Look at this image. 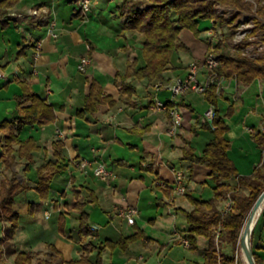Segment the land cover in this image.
Wrapping results in <instances>:
<instances>
[{
    "label": "crops",
    "instance_id": "1",
    "mask_svg": "<svg viewBox=\"0 0 264 264\" xmlns=\"http://www.w3.org/2000/svg\"><path fill=\"white\" fill-rule=\"evenodd\" d=\"M121 3L90 0L87 11L74 0H18L0 7V68L5 73L0 79V121L19 116L16 96L22 82L46 98L55 112L52 122L26 125L19 131V140L33 138L37 149L30 159L16 152L8 167L3 162L0 131V193L11 177L28 186L12 203L18 227L13 231L9 221H0V264H14L20 251L48 256L54 264L83 255L88 260L84 264H95L98 253L102 264H194L184 255L186 249L191 255L200 252L203 260V237L197 238V243L203 238V248L197 245L194 250L175 239L176 234L185 236L184 211L192 205L187 194L174 192L172 181L173 171L179 170L186 193L203 199L212 196L208 168L183 158L184 149L192 147L200 154L210 140L212 135L204 125L211 122L204 118L210 105L228 126L224 137L239 174L249 176L264 167V144L259 142L264 134V79L248 84L235 78L215 79V105L206 93L189 91L170 98L167 90L155 88L157 82L184 76L190 62L203 59L212 25L199 36L182 29L180 37L187 49L172 56L163 79L148 82L130 77L135 92L121 96L116 74L124 73L133 59L139 66L144 64L143 35L123 30ZM51 23L55 37L49 33ZM83 55L90 62L85 71H79ZM203 78L204 72L199 73V79ZM94 82L114 103L98 104L93 112L80 111ZM155 97L177 103L182 122L175 135L165 131L170 115L150 108ZM56 141L63 143L59 155ZM81 159L90 162L84 170L77 165ZM47 160L58 161L64 169L51 178L48 197L42 199L35 189L36 173ZM98 161L111 172L108 181L94 175ZM79 207L88 213L92 228L83 240L85 248L77 235ZM127 207L137 209L133 224L119 214ZM136 233V238L122 245H103ZM260 238L259 234L255 244L264 257Z\"/></svg>",
    "mask_w": 264,
    "mask_h": 264
},
{
    "label": "trees",
    "instance_id": "2",
    "mask_svg": "<svg viewBox=\"0 0 264 264\" xmlns=\"http://www.w3.org/2000/svg\"><path fill=\"white\" fill-rule=\"evenodd\" d=\"M18 0H0V7H10ZM143 7L131 6L125 15V8L121 7V15H125L123 30H134L143 35L141 46V57L143 65H137V60L129 62L124 73H117L115 83L119 86L121 96L131 95L135 87L128 78L137 80L146 79L153 82L163 79L164 72L171 65L172 56L180 51L186 50V44L181 40L182 29H189L195 36H199L207 28H201L200 21L208 19L213 27L232 23L235 17L225 19L215 13L216 4H224L247 10L250 5L245 0H147ZM261 0H259L260 2ZM264 13V6L259 8ZM264 29V25L259 26ZM228 38H206L207 50H212L219 65L214 69L216 79L235 78L236 81L248 84L254 79H264V57H248L243 55L239 48L233 53H228L226 40ZM21 93L16 96V104L19 116L11 120L0 121L2 131V155L5 166H10L17 154L28 159L32 151L37 149L33 138L19 140L18 133L26 125H44L55 119L52 105L46 98L38 95L31 87L22 82ZM211 102L216 104V84L213 82L205 92ZM113 104L114 100L105 95L97 83H91L90 92L85 98L84 106L80 111L93 112L98 104ZM167 104H172L167 100ZM79 111V112H80ZM211 133L210 140L205 144L200 154H196L192 147L183 150V158L192 163L206 166L213 180V194L207 199L195 197L190 193L189 202L192 207L184 211L186 220V234L189 240L188 249L197 248V238L205 239L202 264H232L235 260L234 250L238 241L239 233L244 221L253 206L256 198L264 190V167L257 169L252 175H241L231 157L228 154L229 142L224 137L227 124L218 110L214 109V116L210 123H205ZM259 142L264 144V134L259 137ZM17 144L15 149L13 145ZM55 153L59 155L63 143L56 141ZM64 165L58 161L47 160L37 168L35 189L42 199H47L51 178L61 172ZM235 180L233 184L229 181ZM27 184L19 182L15 177L5 180L0 193V221L5 219L10 222L14 231L18 227V215L12 210L15 196L27 188ZM230 199L231 204L225 209L226 201ZM224 204V205H223ZM31 205V204H30ZM60 229L63 230L62 219ZM264 222V210H262L258 221L259 225ZM256 225V224H255ZM255 227V226H254ZM92 233L88 221V213L79 207V222L77 235L81 246L87 244L83 240ZM138 236V233L129 237L120 238L117 242L106 241L103 245H122ZM230 246L231 253L223 250L224 246ZM101 248V246H99ZM53 249V248H52ZM252 251L257 264H264V257L258 253V246L254 244ZM57 253V251H56ZM49 256L51 254L49 253ZM1 260V251H0ZM62 261V260H60ZM63 262V261H62ZM88 260L81 256L78 260L64 261L65 264H84ZM14 264H54L50 257L35 258L31 252L20 251L14 256ZM95 264L100 263V254H97Z\"/></svg>",
    "mask_w": 264,
    "mask_h": 264
},
{
    "label": "built area",
    "instance_id": "3",
    "mask_svg": "<svg viewBox=\"0 0 264 264\" xmlns=\"http://www.w3.org/2000/svg\"><path fill=\"white\" fill-rule=\"evenodd\" d=\"M77 3L79 9L87 11L90 8V0H74ZM256 7L255 0H248ZM54 23H51L49 28V33L52 36H56L53 31ZM210 33L208 35L216 34L214 30L210 28ZM239 33V32H238ZM214 35H212L214 37ZM240 37L239 35H236ZM240 39V38H239ZM238 39V40H239ZM39 48V42L36 44V49ZM251 44H248L244 47V50L248 52L253 57L260 56V51L264 49V45L256 46V52L253 54L249 53L250 50H253ZM90 62V58L88 55H83L79 58L77 68L79 71H85L87 65ZM219 65V60L216 58L215 53L212 50H207L203 56L201 61H192L190 62L187 72L184 76H176L170 82H157L155 84L156 90L164 89L170 92L172 97L184 95L186 92L193 91L196 93H205L206 90L210 87V85L215 81L216 74L214 69ZM204 72V78L202 80L199 79V73ZM5 78L3 70L0 68V79ZM172 105L169 106L167 101H163L157 97L150 104V108L155 111H166L170 115V122L166 128V133L169 135H175L178 132L179 127L181 126L182 116L177 106L172 99L168 100ZM214 116V108L210 105L204 112V118L208 120H212ZM90 162L86 159H81L77 163L80 169H83L89 165ZM93 173L96 177L103 181H108L111 176V172L106 168L104 162L98 161L96 162ZM172 188L174 192L180 195H184L186 193V186L184 184V175L179 170L173 171V181ZM231 204V200L228 199L225 203V209H228ZM119 214L124 216L127 219L129 224H133L135 222L134 216L137 214V209L135 207H127L125 209H121ZM46 217L49 216V212L45 214ZM175 239L178 240L184 247L188 248L189 240L186 236H179L176 234ZM235 264V263H232Z\"/></svg>",
    "mask_w": 264,
    "mask_h": 264
},
{
    "label": "rangeland",
    "instance_id": "4",
    "mask_svg": "<svg viewBox=\"0 0 264 264\" xmlns=\"http://www.w3.org/2000/svg\"><path fill=\"white\" fill-rule=\"evenodd\" d=\"M246 2L249 3L250 8L247 10H240L236 7L233 6H228L224 4H216L214 6L215 8V13L223 17L225 19H230L232 17H235V19L232 21V23L227 24V25H217L216 28L213 27L212 22L208 19L201 20L200 25L201 28L208 27L212 25L211 28H215V38H223L226 37L228 38L226 40V44L228 45L227 52L228 53H233L236 48H239L240 52L243 55H246L248 57L254 58L248 52L244 50V47L247 46L248 44H251L252 47L254 48L253 50H250L249 53L253 54V52H256V46L264 45V29L259 28V26L264 25V13L259 12V8L261 6H264V0H255L256 2V7L249 2L248 0H245ZM121 6L122 8H125V15L129 13L131 6L134 7H143L145 6L148 1L147 0H121ZM124 15V16H125ZM240 37L236 36L239 35ZM212 35H207V39L212 37ZM240 38V39H239ZM239 39V40H238ZM260 56L264 57V49L260 51ZM258 57V56H256ZM5 75V73H4ZM176 77V76H175ZM170 98L171 94L169 92ZM169 98V99H170ZM205 198L208 197V193H204ZM41 219H43L41 217ZM258 221V220H257ZM260 234V239L261 241H264V222L259 225L256 223L252 235H251V246H253L257 242V236ZM199 249H202L204 246V241L203 238L198 240L197 243ZM181 250V248H180ZM223 250L225 252L231 253V248L230 246L226 245L223 247ZM183 252V251H182ZM199 252V251H198ZM184 255L186 256L187 259L192 260L194 264H201L203 262L202 257L199 253H194L191 255L190 251L186 249L184 251ZM38 257H48V256H36L35 258ZM234 262L235 264H244L243 259L241 257V250L238 245V241L234 250Z\"/></svg>",
    "mask_w": 264,
    "mask_h": 264
},
{
    "label": "water",
    "instance_id": "5",
    "mask_svg": "<svg viewBox=\"0 0 264 264\" xmlns=\"http://www.w3.org/2000/svg\"><path fill=\"white\" fill-rule=\"evenodd\" d=\"M264 201V190H262L260 192V194L258 195V197L256 198L253 206L251 207L249 213L257 208L260 203ZM264 210V209H262ZM248 213V214H249ZM248 216V215H247ZM247 218V217H246ZM246 220V219H245ZM245 222V221H244ZM244 225V224H243ZM241 232H242V229L239 233V237H238V245L240 247V250H241V253L243 255V258L245 259L246 261V264H257L256 263V260L254 258V254H253V251H252V246H251V241H249V243H247V241H245L244 239H242V236H241Z\"/></svg>",
    "mask_w": 264,
    "mask_h": 264
},
{
    "label": "bare ground",
    "instance_id": "6",
    "mask_svg": "<svg viewBox=\"0 0 264 264\" xmlns=\"http://www.w3.org/2000/svg\"><path fill=\"white\" fill-rule=\"evenodd\" d=\"M262 209H264V201H262L260 203V205L253 209L247 216L244 225L242 227V232H241V236L242 239H244L245 241H247V243H249L250 239H251V235L254 229V226L262 212ZM241 257L243 259L244 264H246L245 259L243 258V255L241 253Z\"/></svg>",
    "mask_w": 264,
    "mask_h": 264
}]
</instances>
